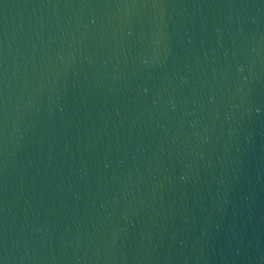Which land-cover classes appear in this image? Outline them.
Segmentation results:
<instances>
[{"label": "water", "instance_id": "water-1", "mask_svg": "<svg viewBox=\"0 0 264 264\" xmlns=\"http://www.w3.org/2000/svg\"><path fill=\"white\" fill-rule=\"evenodd\" d=\"M0 264H264V0H0Z\"/></svg>", "mask_w": 264, "mask_h": 264}]
</instances>
